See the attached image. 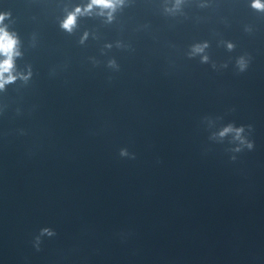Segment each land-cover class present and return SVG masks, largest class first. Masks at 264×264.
Here are the masks:
<instances>
[{"label": "water", "instance_id": "95a60500", "mask_svg": "<svg viewBox=\"0 0 264 264\" xmlns=\"http://www.w3.org/2000/svg\"><path fill=\"white\" fill-rule=\"evenodd\" d=\"M87 2L0 0L32 73L0 91V264H264V12L125 0L63 30Z\"/></svg>", "mask_w": 264, "mask_h": 264}, {"label": "clouds", "instance_id": "9594fccd", "mask_svg": "<svg viewBox=\"0 0 264 264\" xmlns=\"http://www.w3.org/2000/svg\"><path fill=\"white\" fill-rule=\"evenodd\" d=\"M183 0H175L173 9H166V11H173L178 9ZM125 3V0H88L83 6H77L72 11H69L64 19L60 23V27L68 33H72L77 27V21L79 17L91 16L93 14L97 16L106 17L107 22H111L114 19L115 12L121 8ZM253 9L264 12V0H251ZM9 16V13H0V91H4L6 85L15 83L18 79L27 82L32 73L29 68L27 73L17 71L16 59L22 57L21 41L15 32L9 31L8 26L4 24L5 19ZM87 39V33L81 39V43ZM111 47V45H108ZM208 47L207 43L194 45L190 55H197L204 52ZM234 45L227 44V48L231 51ZM208 56H202V62L206 63ZM249 61L245 57L241 56L237 59L236 65L238 71L243 73L248 68ZM109 66L115 67V61H110ZM246 131L250 134L253 131L252 125H241L239 127L229 123L223 127L217 135L223 139L227 136L232 137V142L237 146L232 149L234 152H241L244 149L252 150L254 148V142L248 138L245 134ZM121 156H128L129 153L126 149H122ZM135 159V156L132 157ZM232 159H235L233 157ZM55 233L44 228L41 230L40 236H53ZM40 236L36 237V247L39 250Z\"/></svg>", "mask_w": 264, "mask_h": 264}]
</instances>
